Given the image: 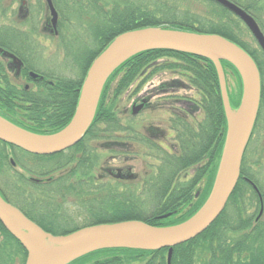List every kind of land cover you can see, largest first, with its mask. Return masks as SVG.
<instances>
[{"label": "trees", "instance_id": "16d2710c", "mask_svg": "<svg viewBox=\"0 0 264 264\" xmlns=\"http://www.w3.org/2000/svg\"><path fill=\"white\" fill-rule=\"evenodd\" d=\"M58 1L53 0L61 10ZM207 1L213 7L205 13H201L190 8H183L169 0H148V3H139L137 0H75L73 4L80 7L81 15L88 17V22L85 25L89 31V39L85 38L84 45L74 46L71 43L72 40H69L68 22L63 21V15L59 20V35L63 45L65 43L69 48L72 61L77 64V68H80L79 76L72 77L61 72L42 70L46 74V78L49 77L53 82L45 86L39 85L40 92L36 96L34 94L27 96L32 103L30 106L25 104L26 98L23 96H21L20 102H15L14 94H12L15 89L10 86H7L9 94L4 98L1 94L3 88L0 87V112L12 118L13 116L18 117V112L26 113L36 119L37 128L46 127L49 130L48 133L63 128L74 114L80 88L93 59L118 34L130 29L159 25L221 34L241 45L253 56L261 73L260 106L253 135L258 121L264 116V60L260 57L264 51L260 46L257 48L253 46L249 38L245 36V29L249 30V28L238 15L217 1ZM233 1L250 12L264 31V0ZM8 31L14 32L13 30ZM252 38L257 42L254 36ZM66 40L69 41V44ZM21 42L23 43V41ZM23 49L28 50L24 46ZM17 53L26 60L30 67L39 69L32 63L31 57L28 58L19 49H17ZM30 55L32 56L31 52ZM222 63L224 67L230 66L237 70L228 60H222ZM167 69L180 71L185 75L189 84L196 89V94L188 96L190 99H185L189 103L186 108L177 107L171 102L177 100L176 97L168 98L172 103H167L169 106L156 103L157 106L151 105L153 108L161 106L170 112L165 134L153 136L150 132L153 125L142 126L139 122H133L136 114L132 113L131 120H124L116 111L117 100L130 88L134 93L138 92L150 77ZM4 77V74L1 75L0 69V80ZM4 80L10 79L6 77ZM22 94L24 95L23 92ZM24 121L19 119L18 122ZM159 127H162L160 124L158 129H162ZM167 131H170L171 137H167L169 135ZM226 132L227 117L223 106L218 72L211 59L171 49L143 50L130 56L111 73L102 90L94 119L82 140L63 151L47 155L34 154L21 149L24 159L31 157L52 159L57 162L52 166V170H49L48 167L47 169L46 167L40 168L43 171L20 162L23 168L39 173L41 177H46L51 171L62 170L64 164L68 166L73 163L70 164L72 165L71 172L65 175L59 173L56 177H59L60 180L35 183L30 180L31 176L27 177L25 172L14 170L15 167L11 166L9 161L11 153L8 149L9 146L0 140V181H5L6 185L8 183L9 191H4L9 201L20 205V208L27 213L30 210L29 206L37 203L40 211L45 214L47 210L51 209L50 201L58 199L59 193L66 192L63 188L69 183L75 186V182H77V187L80 186V183L81 187L83 183L87 184L89 189L82 190L86 195L103 193L102 189L97 188L99 187L97 184H101L100 187L105 184L103 182L105 175L99 176L95 173L99 164H103L98 152L100 145L113 150L114 143H128V146L131 145L130 151H133L131 148L138 147L137 153L142 155L145 160L146 153L151 154L146 151H154L155 155L152 156H154L155 162H145L149 166V171L143 177L134 178L137 181L120 182L125 192L118 191L117 193L125 195L123 201H110V199H114L112 196L116 195V191L109 190V195L98 198V200L91 199L89 202L92 206L87 207L88 210L85 211L87 215L90 214L88 216L90 219H95L94 223L138 219L153 225H168L186 220L206 200L219 165ZM160 138H163L164 142ZM167 138H172L171 146H167V142H165ZM96 141H99L100 144H96ZM248 146L242 159L240 179L225 209L203 233L174 246L171 264H264V262H258L250 244L256 239L261 240L260 235L264 237V229L257 228V222L249 221L252 215L239 221L241 209H243V201H241L245 191L243 187L246 189L249 187L250 191L256 194L253 186L245 177L252 179L258 186L260 185L259 179L251 172L252 168L249 170L247 167ZM120 152L129 153L126 148L121 149ZM65 177H70L69 183L63 181L62 178ZM203 178H206L204 191L197 196V185ZM140 184H143L146 190L139 193L136 187ZM51 185H55L56 189ZM259 188L264 196V189L260 186ZM131 191L132 194L129 193ZM68 192L73 191L69 190ZM144 193L148 194L153 202H156L152 213L143 214L142 207L136 202L137 198L135 197ZM35 199L37 202H34ZM235 200L237 203L233 218L239 216L237 224L232 223V217L228 216L227 210L228 205ZM181 211L183 212L180 216L169 219ZM166 213L168 215L163 216ZM32 218L36 219L45 230L54 234L67 233L84 226L58 231L55 227L43 222L42 219L36 218L34 214ZM251 226L255 229L246 232L247 239H242L243 236L240 238L231 237L232 232L234 234L237 231L250 229ZM1 234L0 264H25L27 250L22 243L3 226ZM102 253L106 255L98 257ZM167 254L168 247L158 249L109 247L91 251L69 264H168Z\"/></svg>", "mask_w": 264, "mask_h": 264}, {"label": "water", "instance_id": "95a60500", "mask_svg": "<svg viewBox=\"0 0 264 264\" xmlns=\"http://www.w3.org/2000/svg\"><path fill=\"white\" fill-rule=\"evenodd\" d=\"M46 1L53 16V25L56 26L58 11L53 0ZM214 1L238 15L264 51V31L256 18L233 0ZM156 48L193 53L211 59L216 66L227 117V134L208 198L193 215L174 225L160 226L144 220L128 219L95 223L67 233L54 234L45 230L0 193V220L27 249L25 264H69L91 251L109 247H168V264H171L174 246L202 233L224 210L239 181L243 155L258 115L261 73L257 62L246 49L221 34L159 25L124 31L92 61L80 89L74 115L63 128L51 133H38L21 127L0 114V139L36 154H53L77 144L94 119L102 90L111 73L130 56ZM0 51L11 56L12 64L20 70L23 64L20 57L2 47ZM222 60L231 62L242 78L243 96L236 113L233 112L229 99ZM30 73L33 77L39 75L35 71ZM145 101L146 99L135 104L133 113H137ZM251 183L261 196L257 184L253 181ZM167 215L168 213L163 214Z\"/></svg>", "mask_w": 264, "mask_h": 264}, {"label": "rangeland", "instance_id": "374dc122", "mask_svg": "<svg viewBox=\"0 0 264 264\" xmlns=\"http://www.w3.org/2000/svg\"><path fill=\"white\" fill-rule=\"evenodd\" d=\"M74 1L75 0H59L58 4L61 10H59V8L57 7L55 3L54 4L58 12H60V17L63 15L64 17L63 21L68 22L67 34H68V37H70L69 40L70 41L72 40L71 43L74 46L78 47L79 44L84 45L83 43L85 41V38L89 39V31L87 29V26L85 25L88 22L87 20L88 17L86 15H81L80 13L81 9L78 5L73 4ZM169 1L171 3H177L183 8H190L191 10H197L201 13H205V11L213 7V6H210L207 0H169ZM137 2L148 3V0H137ZM0 3H1L0 14L2 10L4 12V8H5L4 6L6 5L7 9H6V13H4V16L9 17L8 20H4L5 22L0 21V26L3 27L5 30H13V31L16 30L15 29L16 27L20 29V31L18 32L29 34L25 36V38L26 40L28 39V43L31 44L29 48L32 47L30 48L32 49V56L30 55L28 51L23 49V47H21L20 45H18L19 47L15 45V47L21 50L24 54H26L28 58L31 57L30 59L32 60V63H34L36 67H38L40 70H47L51 72L54 71L56 73L61 72V73H64L72 77L79 76V74L81 73L80 68L79 67L77 68V64L72 61V57H71L72 55L71 54L69 55L70 53L69 48H67V45L65 43L63 45L60 35L59 34L51 35V33L55 31L54 27L52 28V30L49 29V26H47L48 28L45 27L46 29L44 28V25L46 26V24L44 23L45 17L47 15L49 16L51 15L50 10L48 8V3L46 0H0ZM22 7H24V11H22V14H19L20 8ZM59 27L60 25H58V31H59ZM246 29L244 32L245 36L249 38L253 46H255L256 48L259 47L258 42H255L253 40L252 38L253 35L251 34V31L246 30ZM44 30L47 32H50V34L45 33ZM67 43L69 44V41ZM262 54H260V57L262 60H264V54L263 55ZM225 72H226V77H227L229 99L232 105V110L234 113H236L239 110V107L241 105L242 96H243L242 78L238 70H235L231 68L230 66L225 67ZM195 94H196V89L189 84L185 75L180 73V71H171L167 69V70L159 71L158 73L150 77L139 88L138 92L134 93L133 89L131 88L128 91H126L117 100L116 111L120 114V116L124 120H127V119L131 120L133 104L134 103L139 104L143 99H150V102L143 109H141L139 113L136 114L135 120H133V122L134 123L139 122L142 126L160 124L162 126L160 128L166 130L168 127L167 120L170 117V112H168L167 110H164L161 106L153 108V106L151 105H155L156 103L157 105L165 104L169 106V104L167 103L173 102V104L176 105L177 107L179 106L182 108H186L189 106V103L186 102L185 99H190L188 96H191V95L195 96ZM174 97H176L177 100L171 101V99H168V98H174ZM163 98H166V99H163ZM171 139L167 138L166 142H169ZM95 143L100 144L99 141H96ZM130 146L131 145L128 146V143L118 142V144L114 143L112 145V148H113L112 150L111 148L108 149L107 147L100 145L98 152L101 156L100 158L101 162L105 165L111 166L115 170L117 169V167L123 166L125 167V169L123 170L129 171V169L127 170L126 167L131 166L130 171L132 174L138 175L139 177H143V175L147 171H149V166L146 165L145 162L146 161L155 162V158L154 156H152V155H155L154 151H146L151 154L148 155L146 153L147 157H145L146 158L145 160L142 155L137 153V150H139L138 147L131 148V150L133 151H130ZM125 148L126 150H128L129 153H123L124 151L120 152L121 149H125ZM115 149L117 151H114ZM9 152H11L10 155L12 154V157L14 158L13 160L18 162V165L14 168V170L16 169L20 172L21 171L25 172L27 177H30V176H33V177L40 176L41 177V174L34 173V172L28 171L27 169L23 168L20 164L21 161L27 164L29 167H34L37 170L39 169V171H43L42 169L40 170V168H43V167H46V169L48 167L49 170H52V166H54L55 163H57L55 161H52V159H40V158H31V157H26V159H24L22 156V152L19 150H15L14 152L12 151H9ZM246 157H247V167L249 168V170L252 168L251 172L255 175L256 178L259 179L260 181L259 186L262 187V189H264V116L258 121L256 125V130L251 137V141L248 146ZM70 164H73V163H70ZM103 164L101 165L99 164V168H97L95 172L98 175H100L101 173L100 167H102ZM117 170H120V169H117ZM60 171L61 170L54 171V173L50 172L47 176H50V175L57 176L59 173H61ZM102 174L105 175L103 182L107 184L106 187L107 188L110 187L111 190L116 191V195L112 196V198L114 199H110V201L111 200L117 201V202L120 200L123 201L125 199L124 198L125 195H119L117 193L118 191L125 192V190L121 186V183H116L114 181L112 182L109 179L112 176H110L108 173L104 172ZM216 174H217V171H216ZM134 178L136 177H132L130 182H132L133 180H136ZM205 179L206 178H203L200 181L199 185H197V191H196L197 196L201 195L204 191V187L206 183ZM7 186H8V183L6 185L5 181H2V180L0 181V187L2 189L5 188V190L9 191ZM143 187H144L143 184H140L138 187H136V189L140 193L142 190H146V188L145 187L143 188ZM243 188L245 190L244 194L242 195L243 200H241L243 201L242 203L243 209H241L242 213H240V217L238 216L239 221H241L242 219H247L250 215H252L250 216L249 221H253L255 223L257 222V225H258L257 228L264 229V212L261 215V217L257 218L258 216H260L258 215L259 208H260L258 194L252 193L249 187L248 189H246L245 187ZM129 193L132 194V191ZM135 198H137L136 202H138V204H140V207H142L141 209L143 210V214L152 213V211L154 210L153 208L156 205V202H153L151 198H149L148 194L146 195L145 193L143 195L139 194ZM36 200L37 199H35L34 202H37ZM96 200H98V198H96ZM236 203H237V200H235V202L232 201V203H230L227 207L228 216L232 217V223H235V224H237V220H238V217L237 218L234 217L235 219L233 218L234 211H236L235 209ZM62 209L65 210V208H62ZM77 211L78 210H76L74 207H71V206L68 208V210L64 211L66 212V214L69 212L71 213L73 212L74 215H71V217L66 218L63 223L61 222L59 224L60 227L64 229H68V228L71 229V227H76V226H80V225L87 224V223H93L95 221V219L93 218L90 219V217H88L90 214L88 215H86L85 213H83L84 215H81V213L76 214ZM182 212L183 211L177 213L176 215H172L173 217H170L169 219H172V218L174 219L175 217L180 216ZM42 214L41 212H39V214L34 213V216L36 218H40V219L42 218L43 220L44 219L46 220V218H44ZM45 214L48 215V212ZM177 223H180V222H177ZM177 223H169L168 225H174ZM168 225L166 224L162 226H168ZM254 229L255 228L251 226L250 229L237 231V233H234V234L232 232L231 233L232 235L231 234L230 235L232 238H236V237L240 238L243 236L242 239H247L248 237H246V232H250V230L253 231ZM259 237L262 239L261 240L256 239L255 242L251 241L250 244L253 247V252H254V255H256L255 257L258 259V262L262 263L264 262V237H262L261 235ZM105 255H106L105 253H102L98 257H104Z\"/></svg>", "mask_w": 264, "mask_h": 264}, {"label": "flooded vegetation", "instance_id": "af4514ba", "mask_svg": "<svg viewBox=\"0 0 264 264\" xmlns=\"http://www.w3.org/2000/svg\"><path fill=\"white\" fill-rule=\"evenodd\" d=\"M4 7H5L4 8V12L2 10L1 14H0V21H3V22H5L4 20H8L9 19V17L4 16V13H6L7 6L5 5ZM0 8H1V3H0ZM48 8H49V5H48ZM49 10H50V8H49ZM22 11H24V7L20 8V13L19 14H22ZM50 13H51V10H50ZM52 17H53L52 14L50 16L47 15L45 17V20H44L45 22L44 23L46 24V26L44 25V28L45 27L48 28L47 26H49V29L52 30V28L54 27L55 31L53 33H51V35L52 34L58 35L59 34L58 25H59V20H60V14L58 15V20H57V25L56 26L53 25ZM15 29L16 30L13 33H11L8 30H5L3 27L0 26V47H2L4 50H7L9 52L14 53L18 57H20L22 59V61H23V64L21 65L20 70H18L17 67L14 64H12L13 58L11 56L5 55L3 53V51H0L1 75L4 74V76H5L4 78H2L0 80V87L3 88L1 94H2V96L4 98H6V96L9 94V91L7 90V86L13 87L15 89L14 93H12V94H14V101L15 102H20L21 98H22L21 96H23V97L26 98L25 104L30 106V105H32V103L27 98V96L29 94H34L36 96L40 92L38 90L39 89V85L42 84V86L43 85L45 86L47 84H51L53 81H51V79H49V77L46 78V74H44V72L42 70L30 67L28 65V63L26 62V60H24L22 58V56L17 53V48L15 47V45H17V46L20 45L21 47L24 46L25 48L28 49L27 51L30 50L29 53L31 52V54H32V49H30V48H32V47L29 48V46L31 44L28 43V39L26 40V38H25V36H27L29 34H25V33L23 34L21 32H18V31H20L19 28L15 27ZM45 33L50 34V32H47V31H45ZM21 41H23V43ZM31 71H35L39 75L37 77H33L31 75V73H30ZM6 77H8L10 80H8V81L4 80ZM21 90H23L22 92L24 93V95L22 94ZM143 100L141 102H143ZM149 102H150V99H146V101L144 102V105L142 106L141 109H143ZM4 110H6V108H4ZM18 111H21V109H18ZM139 112H137V113H139ZM137 113H134V114H137ZM0 114L3 115L4 117H6L7 119H9L10 121L16 123L17 125H19L21 127H24V128H26V129H28L30 131H34V132H38V133H48V131H49V130H47L46 127H41V128L38 127L37 128L36 119L33 118V117H30V115H27L26 113L22 114L21 112H18L17 114L19 116L18 117L17 116H15V117L13 116V118L10 117V116L4 115L1 112H0ZM19 119L25 120V121L22 122V123H19L18 122ZM158 126H159V124L153 125V128H151V130H150L151 135H153V136L162 135L163 136L165 134V130L164 129H158ZM43 131H45V132H43ZM168 132H169V135L167 137H171L172 134L170 133V131H167V133ZM160 139L164 142L163 138H160ZM4 142L8 144L9 151H12V152H14L15 150L21 151V149H23L22 147L14 145L12 143H9V142H6V141H4ZM165 142H166V140H165ZM14 146H15V148H14ZM167 146H171L170 141L167 142ZM23 150H25V149H23ZM13 159L14 158L12 157V154L9 155V161L11 163V166L16 167L18 165V162L13 160ZM126 168H127V170L129 169V171L131 170V166H128ZM71 169H72V165H70V166L68 165L67 166V165L64 164V166H63V168H62V170L60 172H61V174L65 175V174L71 172ZM117 169H120V170H117ZM117 169L115 170L111 166L105 165V166H102V168H100V172L108 173L110 176H112L109 179L112 182L114 181L116 183L127 182L128 180H131L132 177H138V175L132 174L131 171L129 173V171L123 170V169H125V167H123V166H119V167H117ZM51 172L54 173V171H51ZM101 174L102 173H100L99 176H101ZM69 178L70 177H65V178H62V179H63V181H66L67 183H69L68 182ZM245 178H246V180H248L247 177H245ZM62 179H61V181H62ZM30 180L34 181L35 183H39L40 184V183H47L48 181L49 182H53L54 180H60V178L59 177L57 178L56 176H53V175L46 176V177H33V176H31ZM100 185L101 184H97V186H99L97 188L102 189L103 193L98 194V195H94V194H87L86 195V194H83L82 190H84V189L88 190L89 189L87 184L83 183L82 187H81V183H80V186L77 187V182H75V186L74 185H70V183H69V185H67V186H65L63 188V190L64 191L66 190V192L58 194V197H60V198L50 201L49 204H50L51 209L47 210L48 215L47 214H42V212L40 211L39 206H38L37 203H34L33 205H30L29 206V208H30L29 213H27L26 211H24V210H22L20 208L21 207L20 205L15 204V203H13V202L8 200L7 196L5 195V191H4L5 189H2L0 187V193L2 194V196L7 201H9L13 205L17 206L19 209H21L31 219H33L32 215L34 213L39 214V212H41L42 216L44 218H46V220L45 219L43 220L41 218L43 222L50 224L51 226L55 227L58 231H62V229L64 230V228H61L59 224L61 222L63 223L66 218L71 217V215H74L73 212L72 213L69 212L67 214H66V212H64V211L68 210V208L70 206L74 207L76 210H78L77 213L76 212H74V213H76V214L81 213V215H84L83 213H85L87 215V212L84 211V210H88L86 208L92 206L91 203L89 202V201H91V199L96 200V198L100 199L103 196L109 195L108 191L111 190L110 187L107 188L106 187L107 184H104L101 187H100ZM51 187L56 189L55 185H51ZM79 187H80V189H78ZM90 189H92V188H90ZM69 190H72L73 192H68ZM77 190H80V191H77ZM258 196H259V203H260L259 204L260 208H259L258 215H260V216H258L257 218L261 217V215L264 212V207H263V209H261L262 198L259 195V193H258ZM263 202H264V198H263ZM62 208H65V210H63ZM33 220L36 223H38L39 225H41L36 219H33ZM91 224H95V223L94 222L93 223H87L86 225H91ZM83 225L86 226L85 224H83ZM2 226L4 228H6L5 225H3V223L0 220V237H2V234H1V227ZM26 257H27V255H26Z\"/></svg>", "mask_w": 264, "mask_h": 264}]
</instances>
